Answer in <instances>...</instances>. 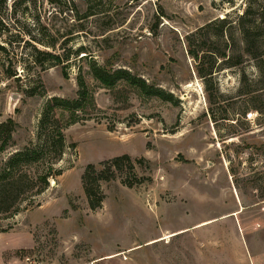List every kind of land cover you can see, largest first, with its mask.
Listing matches in <instances>:
<instances>
[{
  "label": "rangeland",
  "instance_id": "rangeland-1",
  "mask_svg": "<svg viewBox=\"0 0 264 264\" xmlns=\"http://www.w3.org/2000/svg\"><path fill=\"white\" fill-rule=\"evenodd\" d=\"M249 3L264 10V0H0V123L16 122L0 166L37 142L49 97L77 98L80 75L89 91L82 109L56 111L80 119L64 131L63 173L0 216L11 226L0 264H264V60L219 22ZM199 61L213 63L211 78ZM93 62L128 69L174 102L124 80L107 86ZM122 154L134 171L125 162L90 209L86 166ZM134 176L145 180L127 186Z\"/></svg>",
  "mask_w": 264,
  "mask_h": 264
},
{
  "label": "trees",
  "instance_id": "trees-1",
  "mask_svg": "<svg viewBox=\"0 0 264 264\" xmlns=\"http://www.w3.org/2000/svg\"><path fill=\"white\" fill-rule=\"evenodd\" d=\"M219 22L222 27H226L225 32H228V29L231 31L236 29L242 35L245 52L253 55L259 61L264 60L262 57L264 55V10L256 9L252 3H249L248 7L238 14L235 20L231 19L230 16H226L220 19ZM225 32L222 31V34ZM230 38L232 39V33ZM45 45L54 47V44ZM0 48L4 49L1 45ZM35 50L38 53L51 56L57 64L62 63L59 54H53L49 51L43 52L39 48H35ZM189 53L195 59H200L199 49L191 48ZM221 56L227 57V54L221 53ZM242 60L243 55L240 53L237 61ZM213 66L211 61L208 66L199 61L197 71L207 80L212 77ZM90 68L93 76L107 86H114L119 81L124 80L138 87L146 95L157 96L163 100L174 102L173 93L148 83L143 77L133 74L128 69L107 70L97 62H93ZM78 86V97L75 99L61 96L48 98L39 121L37 142L12 152L0 166V216H4L3 219L13 217L19 213L24 201L32 203L37 196L49 188L52 178L63 173V170L57 168L56 164L65 153L64 131L68 125L80 119L75 118L72 121L63 123L57 116L56 111L58 109L79 110L85 106L89 91L86 80L82 75L78 78ZM15 128L16 122L11 118L0 123L1 151L6 150L10 145ZM136 161L142 163L144 159L140 158ZM125 162L129 166V171L133 172L135 163L129 154L117 155L111 159L103 160L99 163L100 167L93 163L86 166L82 174V185L90 209L96 210L102 207L105 199L102 183L114 179L119 172L123 171ZM32 165L37 166L36 170L30 168ZM144 180L145 178L134 176V179L125 180L124 183L129 187H133L141 184ZM8 227L0 224V231L5 232Z\"/></svg>",
  "mask_w": 264,
  "mask_h": 264
},
{
  "label": "crops",
  "instance_id": "crops-1",
  "mask_svg": "<svg viewBox=\"0 0 264 264\" xmlns=\"http://www.w3.org/2000/svg\"><path fill=\"white\" fill-rule=\"evenodd\" d=\"M188 230V229H187ZM155 241H157L156 239H153V240H151V242L150 241H148L147 243H152V242H155ZM199 256H203V255H199Z\"/></svg>",
  "mask_w": 264,
  "mask_h": 264
}]
</instances>
